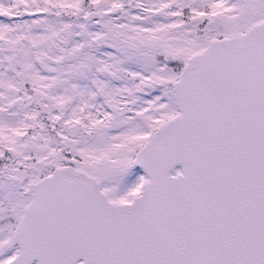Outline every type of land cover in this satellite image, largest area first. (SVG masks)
<instances>
[{"label":"snow or ice","instance_id":"snow-or-ice-1","mask_svg":"<svg viewBox=\"0 0 264 264\" xmlns=\"http://www.w3.org/2000/svg\"><path fill=\"white\" fill-rule=\"evenodd\" d=\"M0 264H264V0H0Z\"/></svg>","mask_w":264,"mask_h":264}]
</instances>
